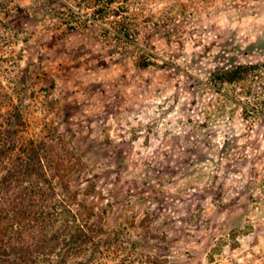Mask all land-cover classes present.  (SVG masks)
<instances>
[{"label": "rangeland", "instance_id": "rangeland-1", "mask_svg": "<svg viewBox=\"0 0 264 264\" xmlns=\"http://www.w3.org/2000/svg\"><path fill=\"white\" fill-rule=\"evenodd\" d=\"M130 2L158 21L134 17L142 48L119 57L18 4L0 20V135L18 108L23 139L75 155L77 199L103 216L95 256L63 264H264V0ZM237 64L258 68L215 78Z\"/></svg>", "mask_w": 264, "mask_h": 264}, {"label": "trees", "instance_id": "trees-1", "mask_svg": "<svg viewBox=\"0 0 264 264\" xmlns=\"http://www.w3.org/2000/svg\"><path fill=\"white\" fill-rule=\"evenodd\" d=\"M257 68L237 64L215 78L245 83ZM23 125L15 108L5 116L0 135V264H63L87 250L93 258L103 216L77 199L71 183L81 169L67 165L75 155L68 159L66 147L53 140L23 139Z\"/></svg>", "mask_w": 264, "mask_h": 264}, {"label": "built area", "instance_id": "built-area-1", "mask_svg": "<svg viewBox=\"0 0 264 264\" xmlns=\"http://www.w3.org/2000/svg\"><path fill=\"white\" fill-rule=\"evenodd\" d=\"M27 4H19V0H0V20L9 12L17 9V4L31 16L42 12L46 19L59 33H78L97 35L110 45L112 54L119 57L123 50L129 47H140L137 33L133 26L134 17L141 20L144 28H153L158 19L153 15L140 17L138 10L149 11V7L138 8V3L130 0H27ZM134 4V5H133ZM152 6V5H150ZM134 11L135 13L131 12ZM149 16V17H148ZM149 18V19H146ZM3 48H7L8 40L1 41ZM145 49H143L144 51ZM150 60L149 56L145 57Z\"/></svg>", "mask_w": 264, "mask_h": 264}]
</instances>
